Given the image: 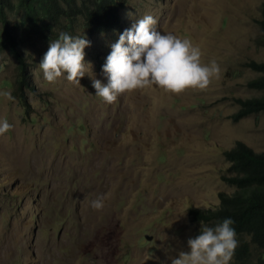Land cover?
Listing matches in <instances>:
<instances>
[{"label": "rangeland", "instance_id": "1", "mask_svg": "<svg viewBox=\"0 0 264 264\" xmlns=\"http://www.w3.org/2000/svg\"><path fill=\"white\" fill-rule=\"evenodd\" d=\"M117 1L119 26L102 31L76 12L67 21L65 6L51 21L35 23L20 0L5 1L0 121L13 128L0 136V250L6 249L0 264H171L190 252L187 241L201 225L212 227L192 212L214 209L220 193L234 192L222 178L229 164L220 151L241 141L264 152V112L231 118L239 109L235 99L260 95L247 86L257 75L247 64L264 62L256 23L262 0ZM146 14L157 19L158 31L198 46L203 64L216 61L219 77L204 91L176 95L154 85L107 104L92 80L107 84L103 66L111 45ZM62 32L90 42L84 51L91 72L80 86L64 77L49 84L39 68ZM53 168H60L59 177ZM79 179L84 198L74 200ZM100 197L98 211L91 202ZM243 257L247 263L232 258L230 264H264L254 248Z\"/></svg>", "mask_w": 264, "mask_h": 264}, {"label": "clouds", "instance_id": "2", "mask_svg": "<svg viewBox=\"0 0 264 264\" xmlns=\"http://www.w3.org/2000/svg\"><path fill=\"white\" fill-rule=\"evenodd\" d=\"M157 23L156 18L146 14L111 45L103 66L107 84L92 80L96 96L107 104L115 103L121 95L154 85L176 95L189 89L204 91L213 78L219 77L216 61L203 64L198 46L188 38L158 31ZM86 47H90L86 38L60 33L58 39L50 41L39 63L44 79L54 84L64 77L80 86V80L91 72V65L85 63ZM2 95L9 101L15 99L11 91H4ZM12 128L7 120L0 121V136ZM91 207L102 210L104 198L93 200ZM233 224L228 218L214 228L201 225L200 234L187 241L190 252L181 251L178 258H171V264H230L239 243Z\"/></svg>", "mask_w": 264, "mask_h": 264}, {"label": "trees", "instance_id": "3", "mask_svg": "<svg viewBox=\"0 0 264 264\" xmlns=\"http://www.w3.org/2000/svg\"><path fill=\"white\" fill-rule=\"evenodd\" d=\"M5 1L0 0V18L3 21ZM20 5L28 19L35 23L51 21L56 9L65 6L67 21L71 19L69 15L76 12V15H84L86 21L90 22L89 26L93 23L98 31L119 26L120 5L117 0H20ZM105 13H110L108 18ZM259 18L261 20L258 19L256 23L264 38V0L260 5ZM247 66L257 73L247 82V86L259 91L260 95L235 99L239 106L231 116L235 122L248 115L264 112V62L251 61ZM220 153L229 164V174L222 178L234 187V192L220 193L219 205L214 209L196 210L192 214L196 221L210 223L213 228L224 219H232V227L241 239L234 260L247 263L244 252L251 248L264 259V152H255L244 142L238 141L234 147L222 149Z\"/></svg>", "mask_w": 264, "mask_h": 264}, {"label": "bare ground", "instance_id": "4", "mask_svg": "<svg viewBox=\"0 0 264 264\" xmlns=\"http://www.w3.org/2000/svg\"><path fill=\"white\" fill-rule=\"evenodd\" d=\"M259 4V3H258ZM245 7V6H244ZM254 7H256V6H254ZM245 10V9H244ZM98 12V11H97ZM242 12V11H241ZM262 18V17H261ZM260 19V18H259ZM243 20V19H242ZM261 20V19H260ZM264 20V19H263ZM248 21V20H247ZM254 27H257L256 25H254ZM216 115V114H215ZM220 115V114H219ZM225 117V116H224ZM207 118V117H206ZM205 118V119H206ZM210 118V117H209ZM218 118V117H217ZM214 121V120H213ZM216 122V121H215ZM216 128V127H215ZM49 132V131H48ZM47 132V133H48ZM52 136V135H51ZM52 138V137H51ZM236 138V137H235ZM238 140V139H237ZM19 146V145H18ZM24 146H28V145H23V147ZM12 148H14V147H12ZM19 148V147H18ZM17 149V148H16ZM27 149V148H26ZM25 149V150H26ZM6 150V149H5ZM8 150V149H7ZM26 152V151H25ZM9 153H10V151H9ZM14 153V151L12 152L11 151V157H13L14 155H12ZM108 153V152H107ZM17 154V153H16ZM49 154V153H48ZM8 155H10V154H8ZM25 155V154H24ZM54 154H52V156H53ZM55 156V155H54ZM99 156V155H98ZM23 157V156H22ZM66 157V156H65ZM16 158V157H15ZM53 158V157H52ZM99 158V157H98ZM29 160V159H28ZM47 160V159H46ZM12 161V160H11ZM14 161V160H13ZM17 161V160H16ZM113 161H114V159H113ZM27 162V161H26ZM25 162V163H26ZM29 162V161H28ZM31 162V161H30ZM42 162V161H41ZM96 162V158H93V160L87 165V168L88 169H92L93 168V166H94V163ZM99 162V161H98ZM31 164H32V162H31ZM97 164V163H96ZM44 165V164H43ZM111 165V164H110ZM15 166V165H14ZM27 165H25V167H26ZM113 166V165H112ZM30 167V166H29ZM19 168V167H18ZM38 168V167H37ZM23 170V169H22ZM35 170V169H34ZM38 170H40L39 168H38ZM46 170V169H45ZM51 170V169H50ZM102 170V169H101ZM118 170V169H117ZM135 170V169H134ZM47 171H48V169H47ZM52 171H54L55 173H56V175L59 177L60 176V168H53L52 169ZM104 171H106V174H108V173H111L112 171H113V169L112 168H110L109 166H105V168H104ZM39 172V171H38ZM54 172H52V173H54ZM37 173V172H36ZM42 173H44L43 171H42ZM90 172H88V174H89ZM38 174V173H37ZM44 175V174H43ZM90 175V174H89ZM31 176H32V173H31ZM101 176V175H100ZM115 176V175H114ZM113 176V177H114ZM91 177V176H90ZM113 177H112V179H113ZM52 178V177H51ZM59 180V179H58ZM90 180H93V179H90ZM104 180V179H103ZM102 180V181H103ZM56 181V180H55ZM78 185H77V188H76V191H75V193L73 194V198H74V200H77L78 198H84V191H85V189H84V187H83V185H82V180L81 179H79L78 181ZM58 183V182H57ZM85 183V182H84ZM103 183H104V185H105V190H106V187H107V191L110 189L109 187H110V181L108 180V177H106V180H104L103 181ZM59 184H60V182H59ZM89 184V183H88ZM56 185V184H55ZM87 185V184H86ZM85 186V185H84ZM53 187H55L54 185H53ZM88 187V186H87ZM93 187V186H92ZM63 187H61L60 189H62ZM90 190V189H89ZM95 190V189H94ZM106 191V192H107ZM98 191H96L95 193H97ZM100 192V191H99ZM104 192V191H103ZM103 192H102V194H103ZM105 193V192H104ZM109 193V192H108ZM98 197V196H97ZM59 198V197H58ZM80 200V199H79ZM83 200V199H82ZM85 201V200H84ZM71 203V202H70ZM105 220L106 221H109L110 220V218H109V214H107L106 213V215H105ZM104 221V220H103ZM106 221H104V222H106ZM110 222H111V220H110ZM88 227V226H87ZM97 227V226H96ZM71 228H73V226L71 227ZM75 229V228H74ZM74 229L72 230V231H74ZM70 231V230H69ZM72 231H71V233H72ZM91 231V230H90ZM89 231V232H90ZM77 233V232H76ZM75 234V233H74ZM7 235V234H6ZM80 235V234H79ZM73 236V235H72ZM3 239H4V237H3ZM27 241H28V239H27ZM9 241H6L5 242V246H6V248L7 249H10V247H9V245L10 244H6V243H8ZM20 248V247H19ZM18 248V249H19ZM0 253L1 254H4V253H6V249H1L0 250Z\"/></svg>", "mask_w": 264, "mask_h": 264}]
</instances>
